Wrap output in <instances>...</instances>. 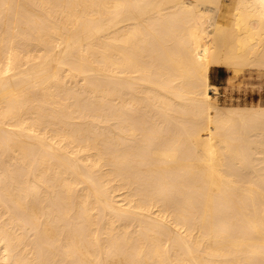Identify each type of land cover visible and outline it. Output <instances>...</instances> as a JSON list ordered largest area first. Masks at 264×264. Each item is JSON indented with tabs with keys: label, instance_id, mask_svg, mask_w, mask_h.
Instances as JSON below:
<instances>
[{
	"label": "bare ground",
	"instance_id": "bare-ground-1",
	"mask_svg": "<svg viewBox=\"0 0 264 264\" xmlns=\"http://www.w3.org/2000/svg\"><path fill=\"white\" fill-rule=\"evenodd\" d=\"M223 5L0 0V264H264V102L211 83L264 0Z\"/></svg>",
	"mask_w": 264,
	"mask_h": 264
},
{
	"label": "rangeland",
	"instance_id": "rangeland-1",
	"mask_svg": "<svg viewBox=\"0 0 264 264\" xmlns=\"http://www.w3.org/2000/svg\"><path fill=\"white\" fill-rule=\"evenodd\" d=\"M233 2L234 0H224L221 16H229ZM211 83L219 87V95H213V92L211 95L217 97L222 106L264 102V72L245 70L238 77H234L225 68H214L211 71Z\"/></svg>",
	"mask_w": 264,
	"mask_h": 264
}]
</instances>
